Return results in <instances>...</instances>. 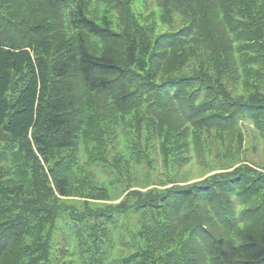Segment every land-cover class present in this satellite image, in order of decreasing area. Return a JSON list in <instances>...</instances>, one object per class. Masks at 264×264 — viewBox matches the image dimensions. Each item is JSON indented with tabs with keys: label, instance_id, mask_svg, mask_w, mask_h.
Wrapping results in <instances>:
<instances>
[{
	"label": "trees",
	"instance_id": "obj_1",
	"mask_svg": "<svg viewBox=\"0 0 264 264\" xmlns=\"http://www.w3.org/2000/svg\"><path fill=\"white\" fill-rule=\"evenodd\" d=\"M75 1L0 0V264H264V0Z\"/></svg>",
	"mask_w": 264,
	"mask_h": 264
},
{
	"label": "rangeland",
	"instance_id": "obj_2",
	"mask_svg": "<svg viewBox=\"0 0 264 264\" xmlns=\"http://www.w3.org/2000/svg\"><path fill=\"white\" fill-rule=\"evenodd\" d=\"M20 2V0H19ZM77 4V2L75 0H68V5L63 7V13L60 15V17L58 18L60 26L62 27L61 31L64 33V35H66L67 37H73L74 35H77L79 29L75 30L73 29V27H71V17H72V9L75 7V5ZM18 11H16L14 8L13 10L15 11V14L13 16H7L8 18H11L12 20H14L16 23H19V18L20 15H22V11L23 8L19 7L17 8ZM34 9V7H30L28 9V12L26 13V18H28V20L31 22L32 18H31V11ZM113 13V12H112ZM113 22L116 26L119 27L120 25V13L117 11H114L113 14ZM176 23H179L178 21ZM22 25V24H21ZM20 25V26H21ZM162 28L164 31L168 30L170 28L169 24H162ZM90 40L93 42V45H95L97 48L98 46L101 47L100 43L96 42V38L94 37H90ZM105 43H107L108 41H104ZM95 43V44H94ZM104 43V44H105ZM98 46H97V45ZM28 50H30L31 54L34 56V52L32 50V48H28ZM236 93H240L241 91V87L237 86L234 88ZM242 130L244 131V143L243 146H245V152L243 153L242 157L244 158L243 162L246 163H250L252 165H254L255 167H258L260 169H263L264 167V135H262L260 133V131L254 127L253 124L250 123H243V128ZM231 135V132H229V136ZM238 136H233L231 138L228 139V141H226V149H233V150H237L238 148V143L239 141L237 140ZM244 150V148H243ZM224 149H220V152H224ZM114 157H112V161H113ZM218 160V158H217ZM210 164H207L208 160H205V163H199V162H195L193 163L191 166L188 167H184L180 169V173L178 174L179 179H181V181L183 180H188V181H197V180H202L205 177L214 174L215 172H222V171H227V170H231L234 167H237L238 165L242 164V163H237L236 165H234L232 168H225L222 169L220 167H224L222 165H219L220 162L218 161H214L212 162V160H209ZM225 160L223 159V162ZM202 164V165H201ZM212 164V166H210ZM211 170V172H208V170ZM101 172H103L106 176H109L112 171L110 168L108 167H103L100 169ZM190 181V182H191ZM172 183L167 184L165 186H159V187H168L171 186ZM158 185L152 184L151 186H148L146 188H142L141 190H146L147 188H153L156 187ZM157 188V187H156ZM139 190V188L137 186H132L129 188H125V186L120 187L119 192L116 194V198L113 201H109L112 203H118L120 202L128 192H130L131 190Z\"/></svg>",
	"mask_w": 264,
	"mask_h": 264
}]
</instances>
